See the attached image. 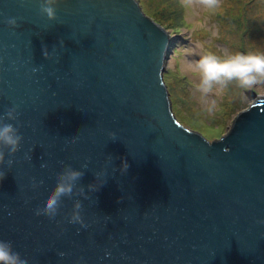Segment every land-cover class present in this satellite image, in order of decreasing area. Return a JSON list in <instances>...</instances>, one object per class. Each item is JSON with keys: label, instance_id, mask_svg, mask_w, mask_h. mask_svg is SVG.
Wrapping results in <instances>:
<instances>
[{"label": "water", "instance_id": "obj_1", "mask_svg": "<svg viewBox=\"0 0 264 264\" xmlns=\"http://www.w3.org/2000/svg\"><path fill=\"white\" fill-rule=\"evenodd\" d=\"M38 9L0 0V115L18 106L5 122L23 137L0 164V240L28 264H264V96L208 139L172 112L165 66L185 39L141 0H59L52 22ZM64 166L88 199L36 215Z\"/></svg>", "mask_w": 264, "mask_h": 264}, {"label": "rangeland", "instance_id": "obj_2", "mask_svg": "<svg viewBox=\"0 0 264 264\" xmlns=\"http://www.w3.org/2000/svg\"><path fill=\"white\" fill-rule=\"evenodd\" d=\"M141 7L185 39L172 40L165 66L174 116L208 139L219 138L239 111L264 96V86L245 89L233 81L205 95L194 62L209 54L264 53V0H220L214 11L186 0H141Z\"/></svg>", "mask_w": 264, "mask_h": 264}, {"label": "clouds", "instance_id": "obj_3", "mask_svg": "<svg viewBox=\"0 0 264 264\" xmlns=\"http://www.w3.org/2000/svg\"><path fill=\"white\" fill-rule=\"evenodd\" d=\"M187 3H195L200 7L209 11H214L220 4V0H186ZM59 0H39V14L45 17L47 21L52 22L57 19L56 12ZM18 17H10L6 20V24L10 29H15ZM60 46L64 47V41H59ZM42 56L44 59H50V55L46 46H42ZM55 52V48H53ZM195 71L198 73V90L207 95L213 92L214 88H222L229 82L235 81L241 88L250 89L253 86H264V53H235L225 54L223 57L215 55L201 56L198 61L194 62ZM39 69L33 68L36 72ZM19 112L18 106H12L0 115V164L5 163V152L9 157L14 156L20 149L23 137L19 134L18 126L5 121H16ZM108 136L115 140V133L109 132ZM29 160L30 157H27ZM13 164L12 159L7 160L10 168ZM87 162L81 165L87 168ZM46 167V165H41ZM129 165L121 158L119 171L126 173ZM115 171V169H114ZM84 172L74 170L71 166H64L63 170L55 176L56 184L54 189L48 193L42 200L41 204L35 209L36 215H45L49 218H55L61 207L62 198L71 199L74 196L88 199L83 187H77ZM103 172L95 174V179L99 180ZM4 176L0 175V179ZM104 183H101L99 188ZM33 189L38 185L33 182ZM98 187H94L93 183L87 185L89 192H96ZM119 202V201H118ZM82 205L80 200H75L72 205V211L69 215L68 222L71 224H83L81 216ZM259 224L264 225V220H259ZM63 257L64 253H59ZM0 264H28L18 252L13 250L11 242L0 240Z\"/></svg>", "mask_w": 264, "mask_h": 264}, {"label": "trees", "instance_id": "obj_4", "mask_svg": "<svg viewBox=\"0 0 264 264\" xmlns=\"http://www.w3.org/2000/svg\"><path fill=\"white\" fill-rule=\"evenodd\" d=\"M175 31H177V30H175Z\"/></svg>", "mask_w": 264, "mask_h": 264}]
</instances>
